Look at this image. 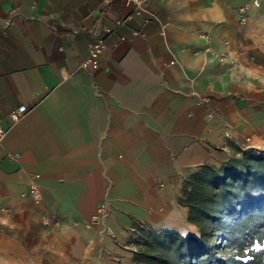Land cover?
I'll return each instance as SVG.
<instances>
[{
    "label": "crops",
    "instance_id": "1",
    "mask_svg": "<svg viewBox=\"0 0 264 264\" xmlns=\"http://www.w3.org/2000/svg\"><path fill=\"white\" fill-rule=\"evenodd\" d=\"M253 1L147 0L135 15L119 0H0V241L29 263L127 264L120 247L138 225L197 236L185 180L264 150ZM99 37V67L85 69Z\"/></svg>",
    "mask_w": 264,
    "mask_h": 264
},
{
    "label": "trees",
    "instance_id": "2",
    "mask_svg": "<svg viewBox=\"0 0 264 264\" xmlns=\"http://www.w3.org/2000/svg\"><path fill=\"white\" fill-rule=\"evenodd\" d=\"M185 180L179 204L198 235L149 230L135 260L149 264H264V151L239 150Z\"/></svg>",
    "mask_w": 264,
    "mask_h": 264
},
{
    "label": "built area",
    "instance_id": "3",
    "mask_svg": "<svg viewBox=\"0 0 264 264\" xmlns=\"http://www.w3.org/2000/svg\"><path fill=\"white\" fill-rule=\"evenodd\" d=\"M119 1L127 8H130L135 15L147 14V12L144 9L147 0H119ZM253 4L257 6L258 2L254 0ZM127 18H130V17H127ZM124 21L125 19L119 18L116 20V25H121ZM244 21H245V18H241V22L243 23ZM105 32L110 33L111 29L106 28ZM105 49H106V44H105V40L103 37H99L95 41L89 43L87 46L86 58L81 63V66L85 69H88V68L97 69L100 64L99 58ZM207 51H209V49H207ZM26 110H27V107L25 105H20L16 109H12L8 113L9 120L11 122L17 121L21 117V115L26 112ZM4 134H5V130L0 126V140L3 138ZM29 194L35 204H39L42 201L40 190L37 184H35L34 182L30 184ZM42 224L46 227H54L58 224V220H56L55 218L49 215H44L42 218Z\"/></svg>",
    "mask_w": 264,
    "mask_h": 264
},
{
    "label": "rangeland",
    "instance_id": "4",
    "mask_svg": "<svg viewBox=\"0 0 264 264\" xmlns=\"http://www.w3.org/2000/svg\"><path fill=\"white\" fill-rule=\"evenodd\" d=\"M255 150L264 151L261 149ZM149 230L154 229L149 228L146 224L138 225L137 227H135L134 231L130 232L127 243L125 242V244L120 247L125 256H128L129 258L127 264H149L144 261L135 260V253L139 252L145 245L143 235ZM6 244L7 242L3 244L0 241V264H40V262L37 261V258L35 257L32 258V261L30 263L26 262L25 256L23 254V248L9 246ZM90 251L94 252L96 251V248H92L90 249Z\"/></svg>",
    "mask_w": 264,
    "mask_h": 264
},
{
    "label": "bare ground",
    "instance_id": "5",
    "mask_svg": "<svg viewBox=\"0 0 264 264\" xmlns=\"http://www.w3.org/2000/svg\"><path fill=\"white\" fill-rule=\"evenodd\" d=\"M177 217V216H176ZM178 227H179V225H178ZM182 229H183V226H182Z\"/></svg>",
    "mask_w": 264,
    "mask_h": 264
}]
</instances>
